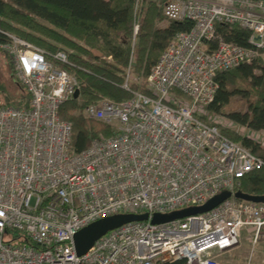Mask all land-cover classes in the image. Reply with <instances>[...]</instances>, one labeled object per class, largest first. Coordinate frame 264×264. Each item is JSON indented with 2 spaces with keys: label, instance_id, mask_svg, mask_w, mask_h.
Wrapping results in <instances>:
<instances>
[{
  "label": "built area",
  "instance_id": "2783aa9c",
  "mask_svg": "<svg viewBox=\"0 0 264 264\" xmlns=\"http://www.w3.org/2000/svg\"><path fill=\"white\" fill-rule=\"evenodd\" d=\"M147 1L161 6L165 20L192 27L176 33L151 68V94L130 89L127 73L130 98L100 97L82 109L115 134L80 152L72 148L71 123L58 113L64 102L82 100L73 52H48L9 33L10 42H0L30 94L29 108L0 102V264H221L214 253L239 246L243 229L252 230L253 244L264 238V203L233 196L264 159L201 118L215 98L217 74L264 63V0ZM142 2L135 1L132 48ZM218 23L246 30L247 45L224 40ZM223 190L231 197L207 212L152 222L154 214L200 206ZM128 212L148 218L76 253L80 229ZM17 236L30 244H16Z\"/></svg>",
  "mask_w": 264,
  "mask_h": 264
},
{
  "label": "trees",
  "instance_id": "16d2710c",
  "mask_svg": "<svg viewBox=\"0 0 264 264\" xmlns=\"http://www.w3.org/2000/svg\"><path fill=\"white\" fill-rule=\"evenodd\" d=\"M136 0H0V42L8 43L7 34L48 51L71 49L70 60L80 69L76 73L81 82V99L64 102L58 109L60 117L72 125V148L75 152L86 149L94 138L109 137L115 131L107 124L75 114L100 97L122 101L131 97L123 88L127 73L132 79L127 85L132 90L151 94L145 82L151 68L176 33L192 27L189 21L165 20L158 3L143 0L139 10V30L136 43L131 47L132 24ZM160 22H165L160 25ZM218 34L226 41L247 45L249 33L235 24H216ZM111 55L107 62L101 54ZM6 58L15 87L0 80V102L17 108L30 107V94L16 76L14 63L7 51L0 50ZM256 71H259L258 73ZM142 78V82H138ZM218 89L213 102L206 106L207 114L201 118L209 123L211 114L227 116L231 121L252 130H264V63L261 59L251 64H241L217 74ZM178 95H181L177 92ZM234 97L248 102L245 112H227ZM230 139L249 148L264 159V147L249 136H244L219 124ZM241 193L264 195V168L240 179ZM240 200V199H239ZM15 238L16 244L27 243L26 238ZM163 264H185L184 260Z\"/></svg>",
  "mask_w": 264,
  "mask_h": 264
},
{
  "label": "water",
  "instance_id": "95a60500",
  "mask_svg": "<svg viewBox=\"0 0 264 264\" xmlns=\"http://www.w3.org/2000/svg\"><path fill=\"white\" fill-rule=\"evenodd\" d=\"M78 95H79V91L76 90L74 93V98H76ZM231 195L232 193L230 191L223 190L220 193H218L215 197L207 200L204 204L200 206H191L180 210H175L167 214H154L152 216V222L153 223L166 222L173 219L183 218L189 215H195V214L207 212L213 209L214 207H216L217 205H219L225 199L231 197ZM233 196L240 200L251 201L256 203H264V195L253 196L238 191L235 192ZM147 218H148L147 213L138 214L134 212H128V213H117L108 217L98 219L86 225L74 235L73 241H74L76 253L78 255L84 254L99 237L104 235L109 230L115 229L127 222L143 221L146 220Z\"/></svg>",
  "mask_w": 264,
  "mask_h": 264
},
{
  "label": "rangeland",
  "instance_id": "374dc122",
  "mask_svg": "<svg viewBox=\"0 0 264 264\" xmlns=\"http://www.w3.org/2000/svg\"><path fill=\"white\" fill-rule=\"evenodd\" d=\"M160 25H164L165 22H160L159 23ZM72 52H74L73 50L71 49H68ZM109 55H106L105 53L101 54L99 56L100 59L102 60H105L107 62H110L113 60L112 59H109L108 58ZM257 73L259 71H256ZM129 78L132 79L133 76L132 75H129ZM0 80H6L8 83H9V87L10 88H14L15 87V78L13 75H11V70L10 68L8 67V62L6 60L5 57H3L1 54H0ZM142 78H139L138 82H142ZM79 104L82 103V100L78 102ZM248 108V102H246L245 100H242L240 99L239 97H234L232 99V101L230 102V104L228 105L227 107V112H231V111H237V112H245ZM81 111L78 110L75 112V114H79ZM210 120L223 126V127H226L230 130H233L237 133H240L242 135H246V136H249L251 137L253 140L259 142L263 147H264V130L263 129H260V130H252L250 129L249 127L245 126V125H241L239 123H236V122H233L231 121L227 116H224V115H220V114H211L210 116ZM247 229V228H246ZM246 229H243L242 230V234H241V237L243 238L244 240V237H250V240L248 241H245L244 240V245H243V250L245 248H250L251 247V244H252V230L249 231V233L246 231ZM264 241V238L263 237H260L258 240H257V252H259L258 254H262L263 250L261 249V246L263 245L262 242ZM236 250V249H235ZM216 255V259L218 260L219 258V252H215L214 253Z\"/></svg>",
  "mask_w": 264,
  "mask_h": 264
},
{
  "label": "crops",
  "instance_id": "0c3cea01",
  "mask_svg": "<svg viewBox=\"0 0 264 264\" xmlns=\"http://www.w3.org/2000/svg\"><path fill=\"white\" fill-rule=\"evenodd\" d=\"M249 233L250 229H246ZM245 241L250 240V237H244ZM244 240L241 237V242L239 246L227 250L224 252H219V258L221 264H264V241L262 242L261 249L263 250L262 254H258L256 248L258 243L251 244L250 248H245L243 250ZM236 249V250H235Z\"/></svg>",
  "mask_w": 264,
  "mask_h": 264
}]
</instances>
